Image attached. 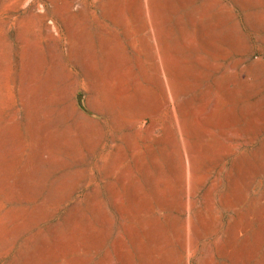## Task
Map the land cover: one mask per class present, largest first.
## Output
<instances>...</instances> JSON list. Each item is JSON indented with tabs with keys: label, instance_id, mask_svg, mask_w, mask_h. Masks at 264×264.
Masks as SVG:
<instances>
[{
	"label": "rangeland",
	"instance_id": "rangeland-1",
	"mask_svg": "<svg viewBox=\"0 0 264 264\" xmlns=\"http://www.w3.org/2000/svg\"><path fill=\"white\" fill-rule=\"evenodd\" d=\"M0 264H264V0H0Z\"/></svg>",
	"mask_w": 264,
	"mask_h": 264
}]
</instances>
